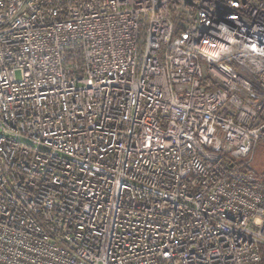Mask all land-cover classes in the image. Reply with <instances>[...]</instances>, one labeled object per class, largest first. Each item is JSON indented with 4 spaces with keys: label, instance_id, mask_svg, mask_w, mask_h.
I'll use <instances>...</instances> for the list:
<instances>
[{
    "label": "built area",
    "instance_id": "2783aa9c",
    "mask_svg": "<svg viewBox=\"0 0 264 264\" xmlns=\"http://www.w3.org/2000/svg\"><path fill=\"white\" fill-rule=\"evenodd\" d=\"M264 0H0V264H264Z\"/></svg>",
    "mask_w": 264,
    "mask_h": 264
},
{
    "label": "rangeland",
    "instance_id": "374dc122",
    "mask_svg": "<svg viewBox=\"0 0 264 264\" xmlns=\"http://www.w3.org/2000/svg\"><path fill=\"white\" fill-rule=\"evenodd\" d=\"M251 165L255 170L264 172V141L259 142L253 153Z\"/></svg>",
    "mask_w": 264,
    "mask_h": 264
},
{
    "label": "trees",
    "instance_id": "16d2710c",
    "mask_svg": "<svg viewBox=\"0 0 264 264\" xmlns=\"http://www.w3.org/2000/svg\"><path fill=\"white\" fill-rule=\"evenodd\" d=\"M260 143H261V142H260ZM243 170H244V171H253L254 173H256V174L259 176V182H260V184H262L263 187H264V172H259V171L255 170L254 167H253L252 165H250V166H245V167L243 168ZM262 251H263V253H264V250H262Z\"/></svg>",
    "mask_w": 264,
    "mask_h": 264
}]
</instances>
